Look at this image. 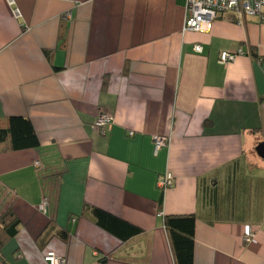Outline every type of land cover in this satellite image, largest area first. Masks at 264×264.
<instances>
[{
  "label": "crops",
  "instance_id": "obj_1",
  "mask_svg": "<svg viewBox=\"0 0 264 264\" xmlns=\"http://www.w3.org/2000/svg\"><path fill=\"white\" fill-rule=\"evenodd\" d=\"M14 3L0 0V119H28L39 146L0 148V216L19 222L0 264H47L48 251L64 264H175L169 215L195 218L192 264H264V24L223 14L182 33L186 0ZM100 111L113 119L104 136ZM154 136L168 139L157 153ZM86 206L142 233L122 242ZM49 226L67 241H37Z\"/></svg>",
  "mask_w": 264,
  "mask_h": 264
},
{
  "label": "trees",
  "instance_id": "obj_2",
  "mask_svg": "<svg viewBox=\"0 0 264 264\" xmlns=\"http://www.w3.org/2000/svg\"><path fill=\"white\" fill-rule=\"evenodd\" d=\"M38 146V138L28 119L18 116L0 119V148L9 151H22L35 149ZM81 216L88 217L96 226L122 242H126L142 233L140 229L132 224L97 207H84ZM18 225V220L10 210H7L0 216V226L4 233L0 234V249L3 247L4 237L9 239L16 235ZM163 225L168 235L174 263L192 264L195 231L194 216H164ZM48 228V233L45 230L40 234L37 241L42 242L50 237L58 238L62 242L67 241L68 233L65 229L51 232L53 226H49Z\"/></svg>",
  "mask_w": 264,
  "mask_h": 264
},
{
  "label": "built area",
  "instance_id": "obj_3",
  "mask_svg": "<svg viewBox=\"0 0 264 264\" xmlns=\"http://www.w3.org/2000/svg\"><path fill=\"white\" fill-rule=\"evenodd\" d=\"M10 7L15 5L14 0H6ZM13 15L16 18L20 17L17 9H13ZM223 14H232L238 22H243L245 18H256L260 23L264 24V0H186L185 18L182 27L184 32H207L211 22L218 16ZM65 19H70L69 15ZM195 53L201 52L200 46L194 47ZM245 53L238 49L236 52H221L218 62L220 65H227L235 61L238 56H243ZM112 116L106 111H100L93 127L101 136H104L112 125ZM129 133V136H132ZM168 139L161 136L153 137L154 153L167 144ZM36 169H40L39 162L34 163ZM173 185V176L169 172H165L159 178L157 187L163 193L170 189ZM48 202L42 199L37 206V211L46 213ZM255 235L253 232H247L243 235V243L249 244ZM44 261L47 264H64V259L57 256L54 252L48 251L44 255Z\"/></svg>",
  "mask_w": 264,
  "mask_h": 264
},
{
  "label": "water",
  "instance_id": "obj_4",
  "mask_svg": "<svg viewBox=\"0 0 264 264\" xmlns=\"http://www.w3.org/2000/svg\"><path fill=\"white\" fill-rule=\"evenodd\" d=\"M256 152L259 156L263 157V152H262V145H260L257 149H256Z\"/></svg>",
  "mask_w": 264,
  "mask_h": 264
}]
</instances>
